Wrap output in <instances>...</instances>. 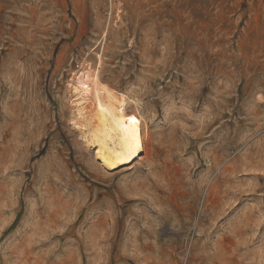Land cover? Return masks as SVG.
<instances>
[{"label":"rangeland","instance_id":"obj_1","mask_svg":"<svg viewBox=\"0 0 264 264\" xmlns=\"http://www.w3.org/2000/svg\"><path fill=\"white\" fill-rule=\"evenodd\" d=\"M121 3L116 35L108 0H0V264H264V0ZM104 43L153 177L102 171L69 125Z\"/></svg>","mask_w":264,"mask_h":264},{"label":"bare ground","instance_id":"obj_2","mask_svg":"<svg viewBox=\"0 0 264 264\" xmlns=\"http://www.w3.org/2000/svg\"><path fill=\"white\" fill-rule=\"evenodd\" d=\"M108 4L113 9L112 20L118 35L122 3L108 0ZM106 33L103 30L102 38ZM104 51L105 43L94 58L82 56L69 72L64 85L69 125L78 141L91 149L102 171L117 174L124 169L144 168L153 177L154 159L150 158L146 143L149 140L147 124L138 103L126 91L118 90L103 79ZM132 105L135 110L131 115Z\"/></svg>","mask_w":264,"mask_h":264}]
</instances>
